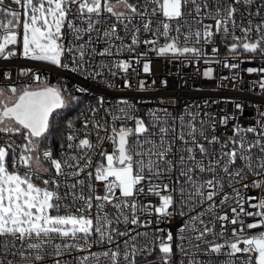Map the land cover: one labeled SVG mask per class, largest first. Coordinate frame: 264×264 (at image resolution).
Returning <instances> with one entry per match:
<instances>
[{
  "label": "snow or ice",
  "instance_id": "obj_1",
  "mask_svg": "<svg viewBox=\"0 0 264 264\" xmlns=\"http://www.w3.org/2000/svg\"><path fill=\"white\" fill-rule=\"evenodd\" d=\"M9 3L17 8L0 0V59L3 60L19 54L28 60L69 68L64 61L70 59L74 65L71 71L97 76L99 72L87 73L83 68L85 57L94 51L89 47L91 41H78L86 34L99 33L96 25L103 22L104 13L116 17L125 29L139 17L140 26L133 29L131 44L137 47L141 43L152 45L151 51L161 56L171 54L176 58L198 60L204 55L202 48L187 45L193 41L199 44L201 40L212 43L221 32L234 41L229 46L230 53L242 50L264 56V19L255 25L251 20L237 23L236 19V6L251 5L252 0H214L213 4L209 0H143L140 6L129 0H116V4L112 0H9ZM118 5L127 11H116ZM261 6L264 7V0ZM248 15L259 16L260 9ZM154 17L161 19L154 20ZM205 19L215 24H205ZM237 29L241 35L235 34ZM141 30L156 38L141 41L137 35ZM253 32L257 33L256 37ZM68 33H71V40L66 44ZM102 36L120 39L115 24L106 28ZM159 37L166 42L157 48ZM128 50L134 51L131 46ZM216 51L218 49L213 48V52ZM111 54L109 48L99 53ZM224 66L235 69L239 65L225 63ZM116 67L127 73L132 64L124 61ZM30 71L22 69L20 74L28 75ZM143 71L150 73V63L143 64ZM247 71L264 73V68ZM202 75L213 79V69H206ZM6 78L11 79V74ZM33 79L42 83L39 75H34ZM162 83L167 84L166 81ZM113 86L108 84V87ZM124 86L131 85L126 81ZM259 86L264 89V80ZM8 91L11 97H5L4 89L0 88V97H4L0 99V133L21 137L23 142L0 144V264H44L48 258L51 264H70L63 257L74 251L90 252L94 242L111 244L117 237H128L123 241V255L121 245L116 242L114 250L73 257L74 264H99L101 255L109 264H122V261L136 264L137 256L150 255L157 249L161 264H173L174 249L182 256H191L190 264H211L214 256H227L224 264H264V231L251 235L246 232V229L264 228V199L245 197L239 188L233 187L234 183H239L243 189L257 188L264 192V131L235 126L232 135L223 141L220 152L210 153L206 144L221 143L219 137L209 134L215 132L214 121L200 120L197 127L198 114L188 112L185 120L184 117H170L168 110L163 109V116L152 112L151 123H146L133 114V107L126 100L120 101L125 107L105 110L111 117L110 122L103 116L95 119L104 107L101 97L99 107L90 109L93 119L82 122L79 131L83 132V138L69 122L67 127L71 131L66 135L67 144L62 145L66 151L56 158L51 149L42 150L41 144L50 133L53 113L65 108L69 98L60 87L47 85L38 88L9 86ZM236 107L242 108V105ZM177 119L179 126H176ZM129 120L134 121L132 127L125 123ZM89 123L92 130H89ZM220 123L227 125L228 117H222ZM260 127L264 129V124ZM93 133L95 143L91 139ZM249 133L255 135L254 140L247 139ZM106 141L114 146L111 153L102 150ZM176 141L181 142L179 148ZM98 148L101 160L93 165L92 156L97 154ZM42 159L50 162L54 176L43 178L40 175L49 172ZM238 160L242 167L237 166ZM21 166L27 171L21 173L18 170ZM173 171L188 184L186 189L179 179L175 181L180 184L179 209L173 195L176 189L161 182L162 179L170 180ZM205 172L212 174L210 178H197V173ZM250 176L251 182L245 183ZM98 184L103 185L102 191H98ZM225 186L232 188L231 194L224 192ZM62 187L64 190L60 191ZM141 194L157 196V204H142L138 200ZM217 196L221 197L219 201ZM106 206H111V211ZM198 206L202 210L194 216L184 210L195 211ZM145 211L162 221L176 213L188 215V221L179 229L177 237L169 231L166 238L152 234L149 239L148 232L132 235L134 229L118 227L121 223L148 227L137 214ZM242 217H254L256 221L245 224ZM229 225H239L231 229L230 237L226 235ZM187 232L195 235L188 236ZM141 237L144 243H140ZM197 255L209 260H198Z\"/></svg>",
  "mask_w": 264,
  "mask_h": 264
},
{
  "label": "built area",
  "instance_id": "obj_2",
  "mask_svg": "<svg viewBox=\"0 0 264 264\" xmlns=\"http://www.w3.org/2000/svg\"><path fill=\"white\" fill-rule=\"evenodd\" d=\"M113 4H116V0H112ZM130 3L136 4L138 6L142 5L143 0H129ZM6 5H9L13 9L17 6L10 4L9 0H5ZM210 4L214 3V0H209ZM237 23L241 21L246 22L251 20L253 25L260 23L264 19V7L261 6V0H252V4L248 6L237 5ZM260 9V15H248L249 12L255 13L257 9ZM118 12H126L127 10L122 6L118 5L116 7ZM240 13H243L241 15ZM130 14V13H129ZM154 20L161 19V17H154ZM102 23L96 25L100 30L99 33L93 32L92 34H86L83 40L78 41V43H85L86 41H91L89 45L90 49L94 51L90 52V55L85 57L86 63H83V68L87 73L100 74L97 76L85 75L84 71L73 72L70 70L72 62L70 59H66L64 62L69 64V68L57 67L48 62L44 61H32L23 58L19 54L8 60L0 59V88H8L9 86H16L17 88H22L24 86L31 85L33 88L52 86L60 87L66 97L77 98L81 101L82 109L77 115L75 123H73L74 128L79 132L80 138H83V132L79 130L82 129V122L86 119H93L90 109L99 107V99L103 97L104 107L100 108L99 112L96 114L95 119L104 117L109 122L111 117L106 114L105 110L115 111L120 107H125V105L120 104V101L126 100L128 104L133 107V114L137 117L143 118L146 123H151V113L156 112L158 115L163 116V109H167L170 117H184L185 120L188 119L186 113L191 112L198 114L197 127H199V121L205 120L209 123L215 122V132L209 133L210 135H216L220 138L221 143L215 145H207L208 151L211 153L214 150L219 153L221 150V145L223 141L232 135V129L235 126L242 128L256 127L257 131H264L261 129L260 125L264 124V89H261L259 83L264 80V73L254 72L249 73L247 69L255 68L257 70L264 68V56L255 55L242 50L236 54L229 52V46L234 42L231 38H226L221 32L216 35L212 43H205L203 40L199 44L194 41L189 43L187 46H195L202 48L204 55L198 60L193 57H180L176 58L171 54L161 56L158 55L156 51H151L152 45L140 44L138 47L131 44L133 37V29L140 26L139 17H135L131 24H128L127 29L124 25L120 24L116 17L111 16V14L104 13L102 17ZM127 23V21H125ZM205 24H215V21L211 19H205ZM115 24L117 27V32L120 39L115 37H109L107 39L103 38V31L110 25ZM236 35H241L240 31L237 29ZM138 38L142 41L145 39H154L152 33H146L141 30L137 34ZM175 35V33H171ZM253 37L257 36V33L253 32ZM98 36L100 38H98ZM71 40V33L66 36V44ZM163 37H159V42L156 47L163 46L165 43ZM181 42L183 43V37H181ZM131 46L134 51H129L128 48ZM105 48H109L111 55H99L101 51ZM213 48L218 49V51L213 52ZM147 52V55H141V53ZM77 59L78 53L75 54ZM196 60L195 63L190 61ZM130 62L132 67L127 73L123 72L116 67V64L120 62ZM205 61H208L207 63ZM219 61V62H215ZM150 63L151 71L150 73H145L143 71V64ZM238 64L239 66L235 69L230 67H225L224 64ZM208 68L213 69L214 78L207 79L202 73ZM28 70V75H21V70ZM115 73V75H113ZM8 74H11V79L6 78ZM39 75L41 77L42 83H37L34 81L33 76ZM130 84V87H125V83ZM155 81V83H153ZM166 81V86L162 83ZM143 82V87L141 88V83ZM111 83L113 87H108ZM85 89L81 92L78 89ZM242 105V108H237L236 105ZM228 117V124L224 125L220 123L222 117ZM210 117L212 120H210ZM129 127L134 125V121H126ZM169 123L172 121L169 119ZM179 119L176 120V126H179ZM120 122H117V126ZM207 126V125H206ZM89 130L91 129V123H89ZM71 130L66 127L62 137V143L58 149L54 150L50 148L54 154V157L60 158V156L66 151V135ZM155 131V129H153ZM104 135V133H101ZM92 141L95 143V134L91 136ZM248 140H254L255 135L252 133L247 134ZM6 142H15V144H20L21 142L14 136H8L4 133H0V144ZM201 143H206L201 140ZM180 141H176L177 148L180 146ZM102 150L111 153L114 146L105 142L102 146ZM20 150L17 149V152ZM100 148L97 149V154H93V165L101 160L98 155ZM253 151H256L255 149ZM179 155V153H177ZM206 162V161H205ZM42 164L44 167L49 168L48 173L41 172L40 175L43 178H48L50 175L54 176V171L51 170V165L49 161L42 159ZM237 166L242 167V162L237 161ZM21 173L27 171L24 167H19L18 169ZM91 171V169H89ZM197 178L200 180H206L210 178L211 173H197ZM223 175V173H220ZM35 179V177H34ZM58 179L63 180V177ZM179 179L180 183H183L185 188H188V184L183 180L182 177L178 176V173L173 171L170 174L169 179H162V183H168L170 188H175L176 191L173 193L174 198L177 200L176 208L181 207L179 200V188L180 184L175 183ZM252 177L250 176L245 183H250ZM40 182L41 180H37ZM233 187L239 188L242 195L247 196H257L264 199V192L257 188L243 189L239 183H234ZM98 191L103 190V185H97ZM63 187L60 191H63ZM225 193H232V188L225 186ZM164 194V193H162ZM223 195V193H221ZM221 197L217 196L216 200L219 201ZM158 197L152 194L147 196L141 194L138 200L144 204L156 205L158 202ZM64 203H68L65 201ZM206 207V204L203 205ZM247 208L248 205L245 204ZM106 208L111 211V206H106ZM188 212V215L194 216L197 212L201 211L200 206L196 207L195 211H191L188 208L184 209ZM75 211V209H72ZM96 209L93 208L92 214L95 216ZM63 214V209L61 210ZM140 215V219L145 223H148V227L125 225L121 223L118 227L121 230L125 228H132L134 231L132 235L136 232H148L151 235L164 236L166 238V233L171 231L174 237L179 235V229L184 226L188 221V215L180 216L178 213L174 214L169 220H160L156 215H149L148 211ZM245 224L252 223L256 221L254 217H242ZM233 227L238 228L239 225L228 226L227 236H231V229ZM158 229H163V231H157ZM217 230H219V225H217ZM264 231V228L257 229H246L248 234H258ZM186 235H195L194 233L187 232ZM95 240V238H93ZM128 239V237H117L116 242L121 245V254L123 255L124 247L123 241ZM59 243L60 241H56ZM116 242L111 244H101L93 243L90 252H72L71 255L63 257L74 264L73 257L91 255V253L102 254L104 251L114 250L116 247ZM144 239L140 238V243H144ZM222 242V241H219ZM241 247L243 245L241 244ZM195 252V249L191 250ZM174 256L172 257L173 264H190L191 256H182L178 251L174 249ZM160 253L154 250L150 255L137 256L136 264H161ZM196 259L208 261V257L203 255H197ZM227 256L212 257L211 264H224ZM44 264H51V259L45 260ZM99 264H109L108 261L101 255ZM122 264H127L123 262Z\"/></svg>",
  "mask_w": 264,
  "mask_h": 264
},
{
  "label": "trees",
  "instance_id": "obj_3",
  "mask_svg": "<svg viewBox=\"0 0 264 264\" xmlns=\"http://www.w3.org/2000/svg\"><path fill=\"white\" fill-rule=\"evenodd\" d=\"M82 109L81 101L77 98L69 97L68 104L65 108L57 110L53 113L51 121L50 133L46 141L42 142L41 149L52 148L57 149L62 143V136L65 128L71 122L75 123L79 111ZM21 143V137L14 136Z\"/></svg>",
  "mask_w": 264,
  "mask_h": 264
},
{
  "label": "rangeland",
  "instance_id": "obj_4",
  "mask_svg": "<svg viewBox=\"0 0 264 264\" xmlns=\"http://www.w3.org/2000/svg\"><path fill=\"white\" fill-rule=\"evenodd\" d=\"M4 96L5 97H11L12 96V94L8 91V88H4ZM0 99H4V97H0ZM37 183H40V182H37Z\"/></svg>",
  "mask_w": 264,
  "mask_h": 264
},
{
  "label": "bare ground",
  "instance_id": "obj_5",
  "mask_svg": "<svg viewBox=\"0 0 264 264\" xmlns=\"http://www.w3.org/2000/svg\"><path fill=\"white\" fill-rule=\"evenodd\" d=\"M64 133V132H63ZM63 137V136H62ZM58 149V148H57ZM54 150H56V149H54ZM42 162V161H41Z\"/></svg>",
  "mask_w": 264,
  "mask_h": 264
}]
</instances>
